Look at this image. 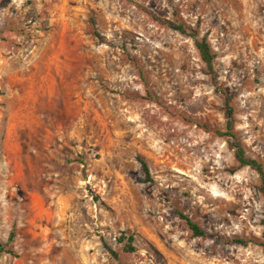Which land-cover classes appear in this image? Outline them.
I'll return each mask as SVG.
<instances>
[{
  "label": "rangeland",
  "instance_id": "1",
  "mask_svg": "<svg viewBox=\"0 0 264 264\" xmlns=\"http://www.w3.org/2000/svg\"><path fill=\"white\" fill-rule=\"evenodd\" d=\"M229 106L264 164V0H0V264H264Z\"/></svg>",
  "mask_w": 264,
  "mask_h": 264
},
{
  "label": "trees",
  "instance_id": "2",
  "mask_svg": "<svg viewBox=\"0 0 264 264\" xmlns=\"http://www.w3.org/2000/svg\"><path fill=\"white\" fill-rule=\"evenodd\" d=\"M171 27L176 30L179 31L182 34H187V35H191L193 37H197V32L193 31L192 28L190 26H187L184 23H178V24H171ZM195 46L199 52L200 58L202 59V61L210 68H212L213 66V62L214 59L216 57V53L213 52L209 41L207 39L206 36L202 37V38H196L195 39ZM227 102L230 103L231 102V98L228 97L227 98ZM228 112L230 115V119L227 122V130L224 132H220L221 135H226L227 137H229L230 139V146L234 149L235 151V157L238 160V162L240 163V165L242 166H248L249 168L255 170L260 178H261V191L264 194V164L262 161L258 160L257 158H253L250 157L246 154L245 148L243 146H241L238 143V137L236 136V134L231 130V118L233 115V108L232 106H229L228 108ZM140 161L143 165L144 171L147 175V178L150 179V171H149V167L146 163L145 160L140 158ZM182 217L186 220V222L188 223L190 229L193 231L194 235L196 236H203L205 235V231L197 224L195 223L192 219L188 218L186 215L181 214ZM14 231H12L10 233L9 239H8V243H10L11 241H13V237H14ZM120 242L124 241V249H127L128 251H133V249L135 248L133 245L135 244V239L134 236L130 235V236H125L122 235L120 236V238H118ZM263 248H264V219H263V231H262V241L260 244ZM110 251L113 254H116V252H114V250H112L111 248H109ZM4 251V246L0 245V252ZM8 252H11V250H9Z\"/></svg>",
  "mask_w": 264,
  "mask_h": 264
}]
</instances>
